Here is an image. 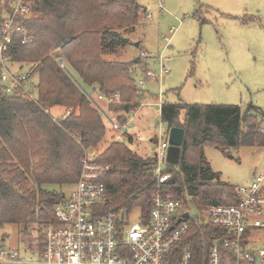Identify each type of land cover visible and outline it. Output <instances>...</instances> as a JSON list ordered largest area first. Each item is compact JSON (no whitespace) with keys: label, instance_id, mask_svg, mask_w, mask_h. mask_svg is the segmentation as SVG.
Wrapping results in <instances>:
<instances>
[{"label":"trees","instance_id":"trees-1","mask_svg":"<svg viewBox=\"0 0 264 264\" xmlns=\"http://www.w3.org/2000/svg\"><path fill=\"white\" fill-rule=\"evenodd\" d=\"M31 10L28 19L15 17L31 43L22 44V36L15 34L2 53L10 65L32 64L26 72L37 76V81L35 101L8 96L0 88V229L15 226L19 246L41 250V231L57 223L54 206L63 197L48 187L73 186L86 151L96 148L106 135L102 112L94 107L90 94L94 89L96 94L118 93L120 104L107 109L123 125L126 114L144 98L134 74L150 70L141 56L129 63L107 59L124 51L129 44L123 43L124 35L145 17L137 0H41L31 3ZM12 13V0H0V29ZM198 15V11L193 14ZM238 20L250 22V18ZM137 48L142 51L139 43ZM56 107L70 111V116L54 118L50 110ZM257 115L251 105L243 112L234 105L162 100L160 121L168 129L184 131L178 164L164 168L171 180L163 190L186 210L236 205L235 187L219 181L204 148L219 150L228 158L231 150L240 147L264 148ZM95 161L110 166L101 179L107 196L104 211L114 212L124 222L136 212L147 221L157 188L155 155L143 158L125 144L112 142ZM222 239L221 230L191 220L177 249L187 248L193 264H203L213 243Z\"/></svg>","mask_w":264,"mask_h":264},{"label":"rangeland","instance_id":"rangeland-1","mask_svg":"<svg viewBox=\"0 0 264 264\" xmlns=\"http://www.w3.org/2000/svg\"><path fill=\"white\" fill-rule=\"evenodd\" d=\"M28 1L31 5L41 0ZM137 1L145 9V17L132 33L124 35L129 41L124 51L107 59L122 63L134 61L140 57L141 50L135 47L139 43L145 52L142 62L151 72L158 73L159 55L169 59V72L160 79L146 80L145 74L137 70L134 80L137 86L138 81H145L142 87L145 97L136 114L138 107L126 114L129 130L113 131L101 113L105 138L96 148L86 151L85 156L95 159L112 142L125 144L140 157L154 156L158 145L167 142L168 126L159 119L161 100L188 105H234L243 112L251 105L258 110L257 122L263 128L264 0H161V8L158 0ZM195 11L199 12L198 18L193 16ZM239 18H250V22L242 24ZM31 66L9 64L7 68L11 72H26ZM33 81H37V76H33ZM83 89L91 93L90 89ZM64 111L57 107L50 114L60 118ZM105 111L116 121V113H110L106 107ZM230 153L232 158L214 148H204L205 159L219 174V181L244 187L264 171V148L240 147ZM71 187L48 189L66 193ZM136 217L135 212L129 217V223H134ZM1 232L6 235V245L19 246L15 226H5Z\"/></svg>","mask_w":264,"mask_h":264},{"label":"built area","instance_id":"built-area-1","mask_svg":"<svg viewBox=\"0 0 264 264\" xmlns=\"http://www.w3.org/2000/svg\"><path fill=\"white\" fill-rule=\"evenodd\" d=\"M12 2L13 13L3 20L0 29V88L8 96L35 101L33 77L28 72H11L2 56L13 35H21L22 44L32 41L25 27L15 23L16 16L28 19L32 15L29 1ZM158 4L161 8V0ZM162 61L159 58L157 75L148 71L144 75L146 80L160 79L168 73ZM144 82L138 81L137 87L142 89ZM89 98L113 131L129 130L128 123L113 121L99 107V104L106 108L120 104L118 93H99ZM70 114L66 111L62 118ZM260 131L264 132V127ZM167 148L168 142H161L155 154L153 174L157 188L147 221L137 214L136 221L130 224L114 212L104 211L107 196L101 179L110 166L85 156L80 162L77 182L54 206L57 223L41 231L42 249L9 247L0 229V264H193L187 248L177 249L178 242L189 231L191 220L223 232L222 241L213 243L203 264H264V171L256 174L249 185L235 187L239 197L236 205L211 206L201 212L186 210L182 202L163 190L171 180L169 174L163 173ZM184 214L188 217L183 218Z\"/></svg>","mask_w":264,"mask_h":264},{"label":"water","instance_id":"water-1","mask_svg":"<svg viewBox=\"0 0 264 264\" xmlns=\"http://www.w3.org/2000/svg\"><path fill=\"white\" fill-rule=\"evenodd\" d=\"M123 43H127L126 38L122 39ZM138 44H135L137 47ZM136 62V60H134ZM167 142L168 148L166 150L165 162L168 165L176 166L179 162L181 146L183 142L184 131L181 128H170L168 129ZM188 214H184L183 218H187ZM180 220L178 221V223Z\"/></svg>","mask_w":264,"mask_h":264},{"label":"crops","instance_id":"crops-1","mask_svg":"<svg viewBox=\"0 0 264 264\" xmlns=\"http://www.w3.org/2000/svg\"><path fill=\"white\" fill-rule=\"evenodd\" d=\"M199 8H205V9H208V7H206V6H200ZM227 16H229V15H227ZM141 54H143V55H145V52L142 50L140 53H139V55H141ZM159 58H161L160 57V55L158 56V59L156 60V61H158V67H159ZM162 59V58H161ZM163 61V64L165 65V67H166V69L168 70V72H169V67H168V63H169V59H162ZM17 65V64H16ZM148 68V67H147ZM153 80H157V79H153ZM94 92H96V90L94 89L93 91H92V93L90 94V96L92 97H94L95 96V94L96 93H94ZM144 97H145V92H144ZM144 99V98H143ZM161 102H162V100L161 101H159L158 102V105H159V103L161 104ZM141 106H143V104H141V103H139V106H138V109H136V111L134 112L135 114L138 112V110H139V108L141 107ZM95 107V106H94ZM99 107L101 108V109H103L104 111H105V106H103V104H99ZM57 108V107H56ZM96 108V107H95ZM53 109V108H52ZM51 109V110H52ZM50 110V111H51ZM106 112V111H105ZM64 113H65V111H64ZM64 113L62 114V116L64 115ZM61 116V117H62ZM159 119H160V114H159ZM168 132V131H167ZM167 134V133H166ZM132 139V138H131ZM133 140V139H132Z\"/></svg>","mask_w":264,"mask_h":264}]
</instances>
